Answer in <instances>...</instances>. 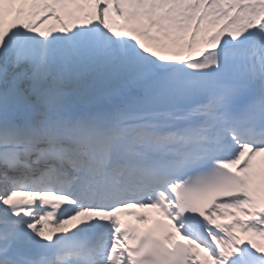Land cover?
I'll return each mask as SVG.
<instances>
[{
    "label": "snow or ice",
    "instance_id": "6c2138e0",
    "mask_svg": "<svg viewBox=\"0 0 264 264\" xmlns=\"http://www.w3.org/2000/svg\"><path fill=\"white\" fill-rule=\"evenodd\" d=\"M238 229L264 237V0H0V264H264Z\"/></svg>",
    "mask_w": 264,
    "mask_h": 264
},
{
    "label": "bare ground",
    "instance_id": "6f19581e",
    "mask_svg": "<svg viewBox=\"0 0 264 264\" xmlns=\"http://www.w3.org/2000/svg\"><path fill=\"white\" fill-rule=\"evenodd\" d=\"M237 232L240 234L242 241L247 242V240H249L250 234H245L244 232L240 231L239 229L237 230Z\"/></svg>",
    "mask_w": 264,
    "mask_h": 264
}]
</instances>
